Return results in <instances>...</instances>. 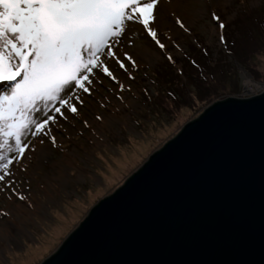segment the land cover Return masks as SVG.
<instances>
[{
    "label": "rangeland",
    "instance_id": "1",
    "mask_svg": "<svg viewBox=\"0 0 264 264\" xmlns=\"http://www.w3.org/2000/svg\"><path fill=\"white\" fill-rule=\"evenodd\" d=\"M169 1L174 7L164 9ZM159 4L156 28L165 49L131 25L122 48L137 66L129 64L125 73L112 65L128 90L121 92L105 80L85 96L78 117L52 127L56 145L47 137L42 145L31 141L36 151H28L13 169L15 193L0 189V264H42L97 202L116 192L188 122L218 101L264 92V0ZM213 13L220 21L212 19ZM251 39L250 48H255L249 54L233 50L248 48ZM133 154H138L135 160ZM128 158L109 181L110 170Z\"/></svg>",
    "mask_w": 264,
    "mask_h": 264
},
{
    "label": "water",
    "instance_id": "2",
    "mask_svg": "<svg viewBox=\"0 0 264 264\" xmlns=\"http://www.w3.org/2000/svg\"><path fill=\"white\" fill-rule=\"evenodd\" d=\"M42 264H264V92L188 122Z\"/></svg>",
    "mask_w": 264,
    "mask_h": 264
},
{
    "label": "snow or ice",
    "instance_id": "3",
    "mask_svg": "<svg viewBox=\"0 0 264 264\" xmlns=\"http://www.w3.org/2000/svg\"><path fill=\"white\" fill-rule=\"evenodd\" d=\"M158 5L159 0H0V189L15 193L13 169L36 151L31 141L42 145L47 137L56 145L52 127L78 117L85 96L105 80L128 90L112 65L125 73L129 64L137 66L122 48L131 25L165 49L156 28ZM212 19L220 21L215 13ZM218 27L222 31L225 24Z\"/></svg>",
    "mask_w": 264,
    "mask_h": 264
},
{
    "label": "bare ground",
    "instance_id": "4",
    "mask_svg": "<svg viewBox=\"0 0 264 264\" xmlns=\"http://www.w3.org/2000/svg\"><path fill=\"white\" fill-rule=\"evenodd\" d=\"M174 2H168V4L164 7L163 5V7H164V9H171L172 7H174ZM160 7H161V4H159L158 5V9L156 10V12H155V15H156V22L159 20V15H158V10H160ZM246 84L247 85H250L251 84V81L250 80H247L246 81ZM37 150H38V152L39 153H41L42 152V147L41 146H38L37 147ZM138 156V154H133L132 156H131V158L130 159H132V160H135L136 159V157ZM129 158L128 159H125V160H121L119 163H118V165H117V169H115V171H114V169H111L110 170V176H109V181H112L117 175H118V172L116 171V170H118V169H122V168H124L126 165H127V163L129 162V161H131ZM57 234H59L58 232H56Z\"/></svg>",
    "mask_w": 264,
    "mask_h": 264
},
{
    "label": "trees",
    "instance_id": "5",
    "mask_svg": "<svg viewBox=\"0 0 264 264\" xmlns=\"http://www.w3.org/2000/svg\"><path fill=\"white\" fill-rule=\"evenodd\" d=\"M251 37H253V36H251ZM251 43H252V39H251V41H250V44H249V47L248 48H242V47H239V48H235V45L233 44V46H234V48L235 49H233L235 52H237V53H245V54H249L252 50H253V48H255V47H253V48H250V46H251ZM260 43V42H259ZM258 43V44H259ZM257 44V45H258ZM250 48V49H249ZM190 57V56H189ZM195 65V64H194Z\"/></svg>",
    "mask_w": 264,
    "mask_h": 264
}]
</instances>
